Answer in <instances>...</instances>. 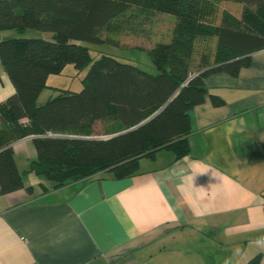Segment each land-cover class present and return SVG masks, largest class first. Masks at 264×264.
Here are the masks:
<instances>
[{
  "label": "trees",
  "instance_id": "1",
  "mask_svg": "<svg viewBox=\"0 0 264 264\" xmlns=\"http://www.w3.org/2000/svg\"><path fill=\"white\" fill-rule=\"evenodd\" d=\"M221 2L239 5L237 17L223 10L216 21ZM155 15L173 23L168 40L148 51L154 73L109 55L91 60L76 44L116 46L113 35L138 31ZM28 29L51 39L23 36ZM7 30L19 36L0 40V65L14 87L0 104V195L31 193L26 174L57 189L102 171L131 176L140 158L160 150L186 155L189 113L205 100L204 78L235 77L248 54L264 48V0H0V31ZM211 38V60L201 51L194 66L196 44ZM68 64L87 67L82 88L38 105L47 77ZM26 136H33L36 158L19 172L10 145Z\"/></svg>",
  "mask_w": 264,
  "mask_h": 264
},
{
  "label": "crops",
  "instance_id": "2",
  "mask_svg": "<svg viewBox=\"0 0 264 264\" xmlns=\"http://www.w3.org/2000/svg\"><path fill=\"white\" fill-rule=\"evenodd\" d=\"M248 58L235 77L204 78L186 155L160 150L131 176L102 171L57 189L26 174L31 193L0 195V264H264V48ZM13 94L0 65V104ZM32 139L10 145L19 172L36 158Z\"/></svg>",
  "mask_w": 264,
  "mask_h": 264
},
{
  "label": "rangeland",
  "instance_id": "3",
  "mask_svg": "<svg viewBox=\"0 0 264 264\" xmlns=\"http://www.w3.org/2000/svg\"><path fill=\"white\" fill-rule=\"evenodd\" d=\"M239 5L230 2H221L216 16V21L220 19V13L228 11L232 15L238 14ZM173 20L166 15H155L148 22L141 24L138 31L122 32L118 35H113L116 41V46L110 44H92L84 41H76V44L87 48L91 60L98 59L101 55H109L119 61L130 62L138 65L150 73H154L153 65L150 61L148 51L158 42H165L169 37V30L171 29ZM14 35L19 36L16 32L12 31ZM25 37L41 38L45 40L51 39L49 32H43L33 29H28L24 33ZM214 50V40L206 39L201 40L196 44V56L194 66L198 64V54L201 51L209 53V60H211V53ZM195 70V67L194 69ZM87 71V67L83 69H76L73 65L68 64L64 67L62 72L58 75H51L49 84L57 86L58 88H44L43 93L40 95L37 104L41 105L49 98L59 95L61 90H69L78 92L82 88V79ZM99 138H105L99 135Z\"/></svg>",
  "mask_w": 264,
  "mask_h": 264
},
{
  "label": "clouds",
  "instance_id": "4",
  "mask_svg": "<svg viewBox=\"0 0 264 264\" xmlns=\"http://www.w3.org/2000/svg\"><path fill=\"white\" fill-rule=\"evenodd\" d=\"M206 171H204V172H197V173H195L194 175H192L191 176V182H192V184H193V180H194V178H195V176L197 175V174H203V173H205Z\"/></svg>",
  "mask_w": 264,
  "mask_h": 264
},
{
  "label": "built area",
  "instance_id": "5",
  "mask_svg": "<svg viewBox=\"0 0 264 264\" xmlns=\"http://www.w3.org/2000/svg\"><path fill=\"white\" fill-rule=\"evenodd\" d=\"M262 206L264 207V191L262 193Z\"/></svg>",
  "mask_w": 264,
  "mask_h": 264
}]
</instances>
